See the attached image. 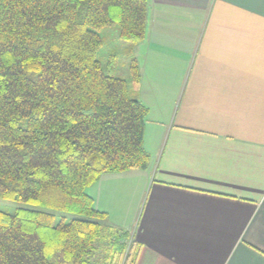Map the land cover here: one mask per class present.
Listing matches in <instances>:
<instances>
[{
	"label": "crops",
	"instance_id": "crops-1",
	"mask_svg": "<svg viewBox=\"0 0 264 264\" xmlns=\"http://www.w3.org/2000/svg\"><path fill=\"white\" fill-rule=\"evenodd\" d=\"M147 1L151 163L87 193L137 264H264V0Z\"/></svg>",
	"mask_w": 264,
	"mask_h": 264
},
{
	"label": "trees",
	"instance_id": "trees-1",
	"mask_svg": "<svg viewBox=\"0 0 264 264\" xmlns=\"http://www.w3.org/2000/svg\"><path fill=\"white\" fill-rule=\"evenodd\" d=\"M147 0H0V264H137L87 189L147 170L148 109L99 60L101 29L145 40ZM103 260L104 262L100 261Z\"/></svg>",
	"mask_w": 264,
	"mask_h": 264
},
{
	"label": "rangeland",
	"instance_id": "rangeland-1",
	"mask_svg": "<svg viewBox=\"0 0 264 264\" xmlns=\"http://www.w3.org/2000/svg\"><path fill=\"white\" fill-rule=\"evenodd\" d=\"M120 31L118 25L100 30L99 34L103 39V47L99 52V60L105 69L113 66L114 74L118 78L126 80L129 86L132 87L130 66L132 60H137L139 66L143 64V42L139 44L125 42L120 39ZM132 91H134V88L130 89L131 97ZM17 207H19V204L0 200V210L11 212ZM106 224L112 226L109 220L106 221ZM100 261L104 262L103 260Z\"/></svg>",
	"mask_w": 264,
	"mask_h": 264
}]
</instances>
